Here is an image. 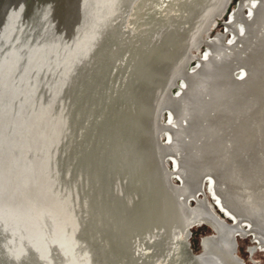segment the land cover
I'll list each match as a JSON object with an SVG mask.
<instances>
[{"label":"water","instance_id":"water-1","mask_svg":"<svg viewBox=\"0 0 264 264\" xmlns=\"http://www.w3.org/2000/svg\"><path fill=\"white\" fill-rule=\"evenodd\" d=\"M170 1L0 0V264H163L124 172L161 167L171 69L127 71Z\"/></svg>","mask_w":264,"mask_h":264},{"label":"rangeland","instance_id":"rangeland-1","mask_svg":"<svg viewBox=\"0 0 264 264\" xmlns=\"http://www.w3.org/2000/svg\"><path fill=\"white\" fill-rule=\"evenodd\" d=\"M222 1L223 0H171L169 2L168 6L166 7L165 11L163 12L162 16L160 17L159 21L157 22L156 26L154 27L153 31L151 32L150 36L148 37L147 41L145 42L144 46L142 47L141 51L139 52L138 56L136 57L135 61L133 62V64H132L133 67L131 66L132 70L127 72L128 75L130 76L129 78H131V80L129 79L130 80L129 82H132V79H135V80L139 79L145 83H148L150 81V77L148 76L149 74L156 76V74L159 75L160 73H162L161 70L164 71V70L169 69V68L171 69V72H170L168 79H170L176 73V69H177L179 63L182 62L183 60H186V58H191V60L187 63V65L185 67V71L190 72L193 70L198 71V69L200 67L199 62L204 60L206 55L215 54V49H218L220 51V53L222 55H224V57L227 54L231 53V54H229L230 56L227 55L229 57H227V56L225 57V60L228 58L227 61H230L229 63H227V61H226V63L228 65L224 62V59H223V63H224V66L226 65L225 66V68H227L226 71L229 70V73L231 74V76L234 79L233 80L232 77L230 76V81L232 82L233 85L237 84L235 86L236 92L234 95L236 96V94L239 93V95L237 96V99L239 97L243 98V97H241V94H240V93H242L241 91H243L244 96L245 95H247V96H245V100H244V102H242V104H240V103L238 104L241 107H235L237 110H235L233 108V110H231V113H229L230 117L231 116H232V118L236 117L239 120L235 119V121H233L230 118L228 121L227 119H224L223 121L228 122L227 124H225V123H222L223 121H221V119L220 120L218 119L219 117L217 118V120H219V121L216 124V126H217V129H220V130L216 129L215 131L216 132L220 131L219 132L220 134L215 132L216 135H214V137L215 136L218 137L221 134L223 136L225 134V131H226L227 138L232 141V139H234L236 137L235 135H237V133L241 134L238 131L239 128H238V130L234 129V128L239 127L241 125L242 121L243 122L247 121V122H249L248 127H247L249 130L248 129L246 130L247 136L251 135V133H256L257 138L255 140L256 141L255 144L258 146L259 149L264 150V144H263L264 143V134H263L264 133V119H263L264 113L262 115V119H263L262 122L256 124V122L258 121L259 115H260V114H258L259 112H257V110L259 109V107L264 109V90H263L264 89V79H263L264 78V64L262 65V62L264 63V59L262 60V58H264V56H263L264 53L262 52L264 49L261 48V46H263V48H264V45H261L262 42H263L262 44H264V39H263L264 38V28H263L264 27V24H263L264 23V20H263L264 2H262L263 3L262 4L261 0H256V2L258 1L257 3H258L259 9L257 8L255 11L252 12L253 2H250L248 0H229L226 11L220 17H218L214 22H212L203 32H201L202 22L204 21L205 16L209 15L212 11H214L218 7V5L221 4ZM262 1H264V0H262ZM240 8H242V10L237 13V11ZM260 8H261V10H260ZM261 12L263 15L261 14ZM252 13L255 15H253ZM258 14L261 15V17H260L261 20L259 18L260 15H258ZM257 15H258V17H256ZM243 17H244V20H243ZM234 18H236V19H234ZM249 18L252 19L253 24H255V22L257 20L259 22L257 21L255 26H254ZM244 21L250 25V26L248 25L249 27L247 26V28H249V31L245 27L246 23ZM242 23H244L245 25ZM257 23H259L260 26H259V24L257 25ZM251 24L254 27L251 28V26H252ZM227 26H228V28H227ZM242 26L245 28H243ZM239 27H241V28H239ZM259 27L261 28L260 30L258 29ZM252 29H253V31H252ZM233 31H235V32L237 31V32L233 33ZM250 32L254 33V35H252V33L250 34ZM258 32H262V33L258 34ZM237 33H240V34H237ZM234 34H237V35H234ZM220 35H221V37H220ZM249 35H251V36H249ZM218 36L220 37L219 39H221L220 42H219V40H217V41H215V45H213V44H212L213 46L210 45L209 43H211L212 41L217 39ZM248 37H251V38H248ZM255 37H257V38L255 39ZM258 38L262 42L261 41L259 42V40H257ZM253 41H254V43H253ZM238 42H240V43H238ZM250 42H252L253 44ZM195 43L200 44L198 46L197 50H196V48L191 49V47ZM249 44H250V46L247 47ZM258 44H260L261 46ZM226 45H227L228 50L226 49ZM229 45L232 48V49L230 48V50H232V51L229 50ZM234 45H235V47H234ZM215 46H217V47H215ZM258 46H260V49ZM244 47L247 48L248 51H246V49ZM209 49L211 51H214V52H211ZM233 49H235L236 51H233ZM242 49L244 52L242 51ZM257 49H259V51L261 53ZM226 50L228 52L229 51L230 52L228 53ZM251 51H252V53H251ZM186 52L187 53L189 52L188 55H186ZM239 52H241V53L239 54ZM244 53H245V55H242ZM235 54H236V56H235ZM233 56H235V57H233ZM239 56H241V57H239ZM256 56L259 59V61L257 63L253 59V58L256 59ZM260 56H263V57L260 59ZM165 57L168 59V61ZM242 57H243V59H242ZM235 58H241V60H243V62L240 59H238L239 64H237L238 61ZM258 59H256V61ZM244 60H245V62H244ZM247 60H249V62L251 64L250 63L247 64V62H248ZM145 61H146V63L148 61V64L146 66V70H143L144 72L139 71L143 67V62H145ZM223 63H221L220 66H223ZM232 63H234V64H232ZM231 64H232V66H231ZM241 64L243 65L242 66L243 69L240 66ZM244 64H246V65H244ZM236 65H238V66H236ZM231 67H232L231 70L228 69ZM238 67H241V68H238ZM254 67H256L258 69L255 68L256 70L254 71L253 70ZM258 70L260 72H256ZM138 72H143V74L141 76H139V78H138ZM255 72H256V74H260L261 76L255 75ZM183 73H184V71H181L179 73V75L176 77V80H174V83L172 84V86L170 88L169 94L172 97L179 96L181 94V88H182V90H184L185 87H187V89H188L191 87L190 85H192L191 80H194V78H192L190 76H185L184 75L185 73L184 74ZM126 76H127V74H126ZM253 76H257V77H255L256 78L255 80H254ZM125 77H124V79L121 82L119 87H123L126 85L125 84ZM179 77H181L182 79H180ZM186 78H187V80H186ZM184 79L186 82L184 81ZM127 80H128V78H127ZM187 82H190L189 85H187ZM184 83H186V85ZM241 85H242V87H241ZM182 86L184 87V89ZM260 86L263 89H262V91L260 90L258 93L257 91H258ZM145 87H147V86H144L142 89L144 94L146 92ZM188 91L189 90H184V95H186L185 98H187V100L190 98ZM157 95H159L158 100L160 101L161 100L160 99L161 93H157ZM206 95H204L205 98L209 99L210 95L209 94H206ZM247 100H248V103H247ZM235 101H236V99H235ZM174 104L175 103L168 104L167 105L168 107H165L163 109L162 113L160 115H158L159 119H158V122L155 124L156 126H158V125H162V126L172 125L173 115L170 111H168V108H170L173 113L176 111L175 115H177L178 114L177 106H176V104L175 105ZM130 105H131V107H132V105L136 106L133 104V102H130ZM142 106H143V108H141L140 106H139V108L145 110L144 104ZM216 113L218 116L222 115V114H219V111ZM249 120H251V121H249ZM238 121H240V122H238ZM186 122H183V123H186ZM183 123H182V125H183L182 129L186 128L185 130H182V133H183L182 136L185 137V138H183V141L185 142L186 141L185 139L188 138L187 141L190 140L191 137L193 136V134L191 133L190 128L192 125L190 124V122H187L186 125ZM130 124L132 126H134V128L136 129L135 125L132 124V122H130ZM220 127L222 128V131H221ZM253 127H254V129H253ZM223 128H225V129H223ZM256 129L258 131H256ZM235 130H237V131H235ZM260 132H262V133H260ZM186 135H188V137ZM170 136H171L170 133H168L167 131H163L159 136L160 142H162L163 144H161V143H159V144L170 145L171 139H172ZM226 136H223V137H226ZM219 137H221V136H219ZM204 138L206 139L205 136L200 137L199 141L204 143L205 142ZM260 140H261V142H260ZM177 141L178 142L180 141L179 138ZM193 141H194V139H193ZM197 141H198V139L195 141L197 143V146H198V144L200 146L203 145V143H201L199 141L197 142ZM234 141H233V144L235 145L236 142H234ZM184 142L182 144V142L180 141V146L178 147L179 148L178 155H180L178 157V159L180 161H183L185 159V156L188 155V153H186V152L189 151L188 146L186 145L187 142H185L186 144ZM195 142H193V144H195ZM185 150H186V152H185ZM183 151H184V153H183ZM164 152L167 154V153H170L171 150L165 149ZM174 153H175V155H177L176 152H174ZM180 157H182V158H180ZM163 160H164L163 162H165V165H166V168L168 169V171L171 173H176L175 162L172 160V158L165 155ZM131 165L134 167L127 172L129 175V178H127V180L128 179L130 180V181L128 180V182H129L130 186L132 185L131 188L134 191V193H136V190L139 189V190H137V194H139L140 198L142 199V201L140 199V201L142 203L140 202L139 204L141 205V208L144 209L143 210L144 214L146 212L145 216H146L154 234L156 235V237L159 241L160 250L162 251L161 255H162L163 264H178L179 261H181L182 264H186V261L183 258V254H182L183 252H181L180 242L184 241V239L186 238L188 229L190 231V235L188 238V241L190 243V248L194 254H197L198 257H205V258L212 259V260L216 261L217 264H228L229 263L228 257H231V256L235 257L236 256V257H239L245 264H264V249L263 248L260 247L261 249H259V248L255 249L254 253H252V254L249 253V251L253 247L258 246V244L255 243L256 241L254 242V238H252L253 237L252 235H248V236L246 235L247 237H245L243 235L237 234L233 238V242L228 247L223 246L218 239V244L220 245V247H222V250L224 252L230 251L229 254L228 253L219 254L214 250V248L212 246V241L215 240V235L213 234V230L208 226V222H206L205 218H200L201 215L199 213L191 214L189 216L188 223L186 222L184 224V227H182V225L179 223V221L176 217L173 216V217L167 218L168 216L164 215L165 213L162 211L165 209L163 207L164 203H162V196H159L161 194L159 191H157L158 189L155 186V183H154V177L155 176H154L153 169L149 163V159L147 160L146 163L145 162H144V164L142 163V167H141V162H140V164H137L136 166L134 163H132ZM137 169H139V170H137ZM144 170H146V171H144ZM149 176H152V178ZM143 180H144V182H143ZM171 183L174 186H181V182L176 176H173ZM210 185H211V182H209L208 179H205L204 183L202 185V192L197 197L198 200H191L188 204V207L190 210L195 209L197 207V203L204 202L205 206L207 207V209L211 213H213L219 220L224 221L223 217H224V215L226 216L227 214L222 212L220 210L219 206L216 207V205H218V204H217V201L213 198V195L210 191ZM137 187H139V188H137ZM152 192L156 195L154 196V194ZM143 202H144V204H143ZM145 202H147V203H145ZM153 203H155L156 205ZM155 208H157V209L155 210ZM151 210H153L154 212ZM155 214L157 215V217ZM229 219L230 218L226 219L227 225L228 226L233 225V221L231 219H230L231 220L230 221ZM180 227L183 228L182 231L179 230ZM242 228L244 231H246V232L248 231V226L243 225ZM234 243H235V247H234ZM236 261H237V259H236ZM237 264H240V263L238 262Z\"/></svg>","mask_w":264,"mask_h":264},{"label":"bare ground","instance_id":"bare-ground-1","mask_svg":"<svg viewBox=\"0 0 264 264\" xmlns=\"http://www.w3.org/2000/svg\"><path fill=\"white\" fill-rule=\"evenodd\" d=\"M248 1L253 2L252 12L255 11L258 8V3H257L258 1L257 2H256V0H248ZM228 2H229V0H223L221 2V4H219L218 7L214 11H212L209 15L205 16L204 21L202 22L201 32H203L212 22H214L218 17H220L226 11L227 6H228ZM262 2H264V1L261 0V3ZM263 8H264V6H263ZM241 10H242V8H240L237 11V13ZM260 10H261V8H260ZM261 14H262V12H261ZM253 15H255V14H253ZM258 15H260V14H258ZM258 15L256 17H258ZM260 17H261V15L259 16V18ZM234 19H236V18H234ZM249 19L251 20V22L253 24L252 19L251 18H249ZM243 20H244V17H243ZM260 20H261V18H260ZM263 20H264V17H263ZM256 22H255V24H256ZM242 24H244V23H242ZM255 24H253V25L255 26ZM258 24L259 23H257V25ZM248 25L249 24L246 23L245 27L247 28ZM253 25L251 26V28L254 27ZM259 26H260V24H259ZM245 27H243V28H245ZM227 28H228V26H227ZM239 28H241V27H239ZM258 29L260 30L261 28L259 27ZM247 30L249 31V28H247ZM252 31H253V29H252ZM234 32L235 31H233V33ZM251 33L252 32H250V34ZM259 33H262V32H258V34ZM237 34H240V33H237ZM237 34H234V35H237ZM252 35H254V33H252ZM249 36H251V35H249ZM220 37H221V35H220ZM220 37L218 36L217 39H215L214 41H212L209 44L215 45V41H217V40H219V42H220V40H221V39H219ZM248 38H251V37H248ZM256 38L257 37H255V39ZM257 40H259V38ZM260 41L261 40H259V42ZM238 43H240V42H238ZM250 43H252V42H250ZM253 43H254V41H253ZM262 43H261V45H264ZM199 45H200L199 43H197V44L195 43L191 47V49L196 48V50H197ZM258 45H260V44H258ZM249 46H250V44L247 47H249ZM260 46H258L259 49H260ZM215 47H217V46H215ZM234 47H235V45H234ZM230 48L231 47L229 45V50H230ZM261 48L264 49L263 46H261ZM226 49H227V45H226ZM245 49H246V51H248L247 48H245ZM259 49H257V50L259 51ZM230 51H232V50H230ZM233 51H236V50L233 49ZM242 51H243V49H242ZM211 52H214V51H211ZM262 52L264 53V50ZM188 53L186 52V55H188ZM240 53L241 52H239V54ZM251 53H252V51H251ZM229 54H231V53H229ZM229 54H227V55H229ZM242 55H245V53ZM229 56H227V57H229ZM235 56H236V54H235ZM235 56H233V57H235ZM263 56H260V59ZM225 57H224V55H222L220 53V51L218 49H215V54H212V55L208 54L205 56L204 60L199 62L200 67H199L198 71L193 70L190 72L185 71V67H186L187 63L191 60V58H186V60H183L182 62L179 63V65L176 69V73L169 80L168 88L167 89L165 88L164 90L157 91V93H161L160 99L162 101L160 100L161 101L160 102L159 100H157L158 105H157V112H156L155 117H154V123L156 124L158 122V119H159L158 115H160L162 113V111L165 107H168L167 106L168 104L175 103L177 106L178 114L175 115L176 111L173 113L172 110L170 108H168V111H170L173 115L172 125H170V126H162V125L156 126V125H154V127H156L155 134L157 136H160V134L163 131H167L168 133H170V135H171L170 137L172 139L170 138L171 139L170 145L159 144L160 145L159 146L157 144L160 147L159 148V150H160L159 151V159L161 160V167H159V168L155 167L156 165L154 162H149V163H150V165L153 169V172H154L155 186L158 189L157 191H159L161 194V195H159V194L158 195L162 196V203H164L163 207L165 209L162 211L165 213L164 215L168 216L167 218H170L173 216L176 217L178 219L179 223L182 225V227H184V224L186 222L188 223V221H189L188 219H189V216L191 214L199 213V214H202L200 218L208 217V215H206V214H209V211H208L207 207L205 206L204 202L197 203V207L195 209L190 210L188 207V204L191 200H198L197 197L202 192V185L204 183V180L208 179V181L211 182L210 191L213 195V198L217 201V204H218V205H216V207L219 206L220 210L222 212L226 213L227 214L226 216L233 221V225H230V226H228L224 223H220L219 241L221 242V244L225 247H228L232 243L234 235L238 234V235L245 236L246 232L243 230L242 227H243V225H246V226H248L250 232H252V234L256 237L257 241L264 247V150L259 149L258 146L255 144L256 143L255 140L257 138L256 133H251V135L247 136L246 130L248 129L247 127H248V123H249L247 121H245V122L242 121V123L239 127H236V128L233 127L234 129H237V130L239 128L238 131L241 134L237 133V135H235L236 137L234 139H232V141L227 138L226 131H225V134L223 135L226 137H223L222 134L219 135L221 137H219V136L214 137V135H216V133L220 132V131L219 132L215 131L217 129L216 124L218 123V121L220 119H221V121H223L224 119H227L229 121L230 118L233 121H235V119H238L236 117H233V118H232V116L230 117L229 113H231V110H233V108L235 110H237L235 107H241L238 104L239 103L242 104V102H244V100H245V96H247V95L244 96L243 91H241L242 93H240L241 97H243V98L239 97L237 99V96L239 95V93H237L236 96L234 95L236 92L235 86L237 84L233 85L232 82L230 81L231 74L229 73V70L226 71V69H227V68H225L226 65L224 66V63H223V59H224L225 63L228 59L227 58L225 60ZM239 57H241V56H239ZM235 59H237V61H238V59L241 60V58H235ZM242 59H243V57H242ZM253 59L255 60L256 63L259 61L257 56H256V59H258L257 61L255 58H253ZM263 59L264 58H262V60ZM167 61H168V59H167ZM241 61L243 62V60H241ZM247 61H246L247 64L250 63L249 60H247ZM229 62L230 61H227V63H229ZM244 62H245V60H244ZM221 63H223L224 67L220 66ZM234 63H232V64H234ZM232 64H231V66H232ZM237 64H239V61ZM263 64L264 63L262 62V65ZM244 65H246V64H244ZM236 66H238V65H236ZM240 66L242 67L243 65L241 64ZM241 67H238V68H241ZM255 68L256 67H254V69H253L254 71L256 69H258V68H256V69ZM228 69L231 70L232 67L228 68ZM242 69H243V67H242ZM181 71H184L185 74L184 73L183 74L185 76H190V77L194 78V80L190 79L192 81L191 82L192 85H190L191 86L190 88L187 89V87H185V89H184V87L182 86L184 90H189L188 92H189L190 98L188 100H187V98H185L186 95H184V90H182V88H181V94L179 96L172 97L169 94L170 88H171L172 84L174 83V80H176V77L179 75V73ZM256 72H260V71L258 70ZM256 72H255V75L259 76L260 74H256ZM257 76H253L254 80L256 79L255 77H257ZM181 77H179V78L182 79ZM187 78H186V80H187ZM232 79H233V77H232ZM184 81H185V79H184ZM189 83L190 82H187V85H189ZM184 84L186 85V83H184ZM261 86L259 87V89L257 91L258 93L260 90L262 91V89H263V88H261ZM241 87H242V85H241ZM148 90H149L148 86L145 87L146 93ZM142 94H144V93H142ZM206 94L210 95L209 99L205 98L204 95H206ZM144 96H145V94H144ZM235 99H236V101H235ZM247 103H248V100H247ZM218 111H219V114H222V115L218 116L216 113ZM257 112H259L258 114H260V115H259V118H258V121L256 122V124L262 122V120L264 119V118L262 119L264 109L259 107ZM217 118L219 120H217ZM186 121L190 122V124L192 125L190 129H191V133L193 134V136L191 137L190 140L187 141L188 138L185 139L186 140L185 142H187V144L183 141V138H185V137L182 136V134H183L182 130L186 129V128L182 129L183 128L182 123L186 122ZM249 121H251V120H249ZM238 122H240V121H238ZM186 123H183V124L186 125ZM222 123L227 124L228 122L223 121ZM128 127L131 128L132 126H128ZM225 128H223V129H225ZM253 129H254V127H253ZM217 130H220V129H217ZM237 130H235V131H237ZM221 131H222V128H221ZM256 131H258V130L256 129ZM262 132H260V133H262ZM186 136L188 137V135H186ZM202 136L206 137V139L204 138L205 139L204 143L199 141V138ZM178 138L182 142V144L184 142L188 146V149H189L188 152H186L187 149L185 150V152L188 153V155L185 156V159L183 161H180L178 159V157L180 156V155H178V150H179L178 147L180 146V141L179 142L177 141ZM193 139H194V141H193ZM197 139L199 142L203 143L202 146H200L199 144L197 146V143L195 142ZM233 141L236 142L235 145L233 144ZM193 142H195V144H193ZM260 142H261V140H260ZM164 146L167 147L169 150H171V152L166 154L163 151ZM174 152H176L178 156L175 155ZM183 153H184V151H183ZM165 155L172 158V160L175 162L176 173H171L165 168V162H163L164 161L163 158L165 157ZM180 158H182V157H180ZM133 163L135 164V166L137 164H140V162H138V161H135ZM131 164L132 163L129 162L125 165V172H124L125 174L130 169H132L134 167ZM141 167H142V163H141ZM137 170H139V169H137ZM144 171H146V170H144ZM173 176H176L180 180L181 186L172 185L171 180H172ZM149 177L152 178V176H149ZM127 178H129V175L127 176ZM143 182H144V180H143ZM137 188H139V187H137ZM137 190H139V189H137ZM137 190H136V193H134V194H135L138 202L140 203L142 201V199L140 198V195L137 194ZM155 195L156 194H154V196ZM140 199H141V201H140ZM145 203H147V202H145ZM155 203H153V204H155ZM143 204H144V202H143ZM156 209L157 208H155V210ZM142 210H144V209H142ZM151 211H153V210H151ZM145 214H146V212H145ZM156 217H157V215H156ZM182 227H180L179 230L182 231L183 230ZM188 233H189V229L187 230V236H188ZM187 236H186V238H187ZM186 238L184 240H186ZM196 256H197V254H196ZM235 259H237V261L240 264H242L241 259L239 257H236ZM188 264H193V263L190 262ZM195 264H217V263L212 259L197 256V261L195 262Z\"/></svg>","mask_w":264,"mask_h":264},{"label":"flooded vegetation","instance_id":"flooded-vegetation-1","mask_svg":"<svg viewBox=\"0 0 264 264\" xmlns=\"http://www.w3.org/2000/svg\"><path fill=\"white\" fill-rule=\"evenodd\" d=\"M209 211V210H208ZM200 215H202V214H200ZM206 215H208V217H204L205 219H206V222H208V226L213 230V234L215 235V240H213L212 241V246H213V248H214V250L217 252V253H219V254H224V253H228L229 254V252L230 251H223L222 250V247H220V245L218 244V239H219V237H220V223H226L227 221H226V219H228L225 215H224V217H223V219H224V221H221V220H219L213 213H211L210 211H209V214H206ZM210 215V216H209ZM226 218V219H225ZM230 220V219H229ZM231 221V220H230ZM230 224V223H229ZM226 225H227V223H226ZM246 232V231H245ZM237 235V234H236ZM248 235H252L253 237L252 238H254V242L256 243V244H258V246L257 247H253L250 251H249V253H254V251H255V249H261V248H263L264 249V247L257 241V239H256V237L252 234V232H250V230H249V228H248V231L246 232V234H245V237H247ZM235 237V235L233 236V238ZM233 242V241H232ZM234 247H235V243H234ZM261 247V248H260ZM234 249V248H233ZM233 251V250H232ZM231 251V252H232ZM230 256V255H229ZM228 262H229V264H237L238 262L236 261V259L233 257V256H231V257H228ZM216 262V261H215ZM217 263V262H216Z\"/></svg>","mask_w":264,"mask_h":264}]
</instances>
